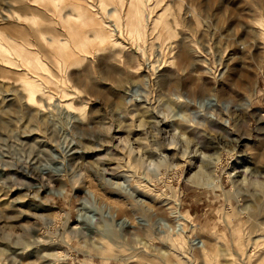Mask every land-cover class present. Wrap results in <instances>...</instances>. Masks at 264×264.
<instances>
[{"label":"rangeland","instance_id":"374dc122","mask_svg":"<svg viewBox=\"0 0 264 264\" xmlns=\"http://www.w3.org/2000/svg\"><path fill=\"white\" fill-rule=\"evenodd\" d=\"M0 31V264H259L264 0H0Z\"/></svg>","mask_w":264,"mask_h":264},{"label":"bare ground","instance_id":"6f19581e","mask_svg":"<svg viewBox=\"0 0 264 264\" xmlns=\"http://www.w3.org/2000/svg\"><path fill=\"white\" fill-rule=\"evenodd\" d=\"M6 19V18H5ZM154 27H155V25H153ZM154 29V28H153ZM151 31H153V30H151ZM170 31V30H169ZM174 31H175V29H174ZM156 32V31H155ZM172 32V31H171ZM1 31H0V61H2L3 63H11V59L13 58V57H25V56H27V53H25L24 51H23V49H21V48H19V47H17V46H12V48H10V44H11V42L14 40V39H12L11 37L9 38H4V37H2V35H1ZM174 33V32H173ZM5 36V35H4ZM169 36H170V34H169ZM174 37H175V35H174ZM173 37V38H174ZM166 41V40H165ZM255 42V41H254ZM179 45V44H178ZM25 47V46H24ZM185 47V46H184ZM184 47H181L180 49H179V51H178V53L176 54V58H177V60H178V67L181 69V71H183V72H185L186 74H195V73H198V69H196V68H194V67H192L191 69H188V67H187V64H188V62H189V60L191 59V57H190V53H189V51H186L185 49H184ZM256 47V46H255ZM26 49V48H25ZM255 50L256 51H258L259 52V48H258V46L255 48ZM262 50V49H261ZM191 51V50H190ZM255 51V52H256ZM196 61V60H195ZM2 63V64H3ZM208 70V69H207ZM189 76V75H188ZM196 76H197V74H196ZM30 85V84H29ZM33 85V84H32ZM37 86V85H36ZM35 88H37V87H35ZM27 90V89H26ZM30 91V90H29ZM36 91V90H35ZM41 91V90H40ZM28 92V91H27ZM50 92V91H49ZM67 93V92H66ZM53 96H54V94H53ZM251 97H252V95H251ZM250 97V98H251ZM27 98H29V100L28 101H30V102H33L34 104H37V101H36V99H35V92H33V91H30L29 92V97H27ZM52 99V98H51ZM60 102V101H59ZM50 103H52V102H50ZM62 103V106L61 107H67V108H70L71 107V104H64L65 103V101L64 102H60V104ZM55 105V104H54ZM57 105V104H56ZM60 107V106H59ZM53 108H56V109H58L57 107H53ZM66 108V109H67ZM45 111V110H44ZM38 112V111H37ZM41 114V113H40ZM228 120V119H227ZM264 154V153H263ZM264 158V157H263ZM262 160V159H261ZM11 166V165H10ZM258 172V171H257ZM44 217V216H43ZM67 220H68V218H67ZM48 225H51L52 224V222H46ZM64 225H65V223H64ZM172 229V232L174 233L173 235H171L170 234V236H171V238L173 237V238H175V239H180V237L182 238V237H184L182 234H180L178 231H176V229H174V228H171ZM38 231H40L39 229H37ZM71 231H72V229H71ZM41 233V232H40ZM70 233V232H69ZM74 235V234H73ZM168 235H169V231H168ZM43 236V235H42ZM104 237L105 238H107L109 241H111V242H114V239H112L109 235H104ZM100 238H102V237H100ZM171 238H169V239H171ZM106 239V240H107ZM44 240V239H43ZM106 242V241H105ZM104 242V243H105ZM50 243V242H49ZM103 243V244H104ZM108 243V242H107ZM106 243V244H107ZM114 244V243H113ZM107 245H109V244H107ZM116 245V244H115ZM114 245V246H115ZM143 245V248L141 249L143 252H145L148 256H151V257H156L157 259H159L160 261H164V260H166V257H168V256H171L172 254H171V252L170 251H168V250H161V248L158 250V248H155L154 246V250L156 249V251L158 250V253L157 254H155V253H149L148 251H146V250H148L149 249V247L151 246V245H153V244H151L150 242H145V243H143L142 244ZM117 247H119V246H117ZM202 248V247H201ZM152 250H153V248H152ZM140 253V252H139ZM255 253V252H254ZM138 254V253H137ZM144 254V253H143ZM136 255V254H135ZM141 255H142V253H141ZM140 255V256H141ZM139 256V255H138ZM261 256V255H260ZM135 257V256H134ZM143 257V256H142ZM141 257V258H142ZM264 257V256H263ZM144 258V257H143ZM149 258V257H148ZM260 258V257H259ZM262 258V257H261ZM145 259V258H144ZM143 260V259H142ZM154 260V259H153ZM151 261V260H150ZM258 261H260L262 264H264V258H262V259H258ZM259 262V264H261ZM252 263V262H251ZM151 264V263H150ZM176 264H180V259H178L177 260V262H176Z\"/></svg>","mask_w":264,"mask_h":264}]
</instances>
